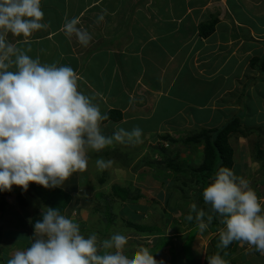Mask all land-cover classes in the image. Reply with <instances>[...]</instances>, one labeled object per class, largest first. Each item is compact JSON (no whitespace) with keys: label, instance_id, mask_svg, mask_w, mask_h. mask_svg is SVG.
I'll return each instance as SVG.
<instances>
[{"label":"crops","instance_id":"obj_1","mask_svg":"<svg viewBox=\"0 0 264 264\" xmlns=\"http://www.w3.org/2000/svg\"><path fill=\"white\" fill-rule=\"evenodd\" d=\"M43 1L52 19L69 11H75L76 19L82 15H104V21L97 20L90 25L102 37L97 51L89 48L81 51L76 47L77 40L68 39L63 32L64 43L71 46V52L65 58H62L63 53L60 55V61L66 59L71 68L78 69L75 72L77 90L97 105L102 115L109 110L120 111V121L100 123L103 135L111 137L119 129L131 132L139 127L141 138L152 140L160 133L170 132L183 136L185 131L194 133L199 129L218 128L239 115L249 131L244 135L236 132L228 136L232 150L231 170L244 179L253 178L259 171L264 176V157L258 151L264 137L261 143L256 138L260 128H264V80L254 81L261 74L249 66L250 59L261 58L264 54V0H76L75 4L73 0ZM212 21H215L212 34L200 38L199 24ZM52 31L54 37L61 29ZM51 55L54 59L57 57ZM248 81L251 86L244 89L242 103L238 105L237 92ZM252 94L254 97L257 94L259 102L251 108L263 112L256 120L246 122L241 112L248 109L245 99H252ZM115 142L104 150L115 149L113 146L118 143ZM105 151L107 155L109 152ZM90 154L87 169L73 173L62 187H58L70 195L64 214L71 216L75 212V217L95 214L89 211L90 202L93 204L97 197L93 191L97 183L92 185L89 177L93 172L91 168L96 165ZM258 180L259 186L264 188V180ZM252 188L261 202L260 214L264 215V192L259 190L258 194L254 185ZM7 192L8 195H4L0 191V204L4 202V207L0 206V221L13 218L16 223L9 224L8 228L0 225L1 264H7L15 252L27 250L36 238L28 214L31 211L28 200L32 199L28 197L19 205L12 190ZM80 194L85 195L84 198ZM82 203L84 207L80 206ZM84 208L89 213L84 212ZM18 219L26 224L24 229L20 228ZM85 230H80V234ZM4 244L14 252L1 251ZM256 255H259L255 258L257 264H264L261 263L264 253Z\"/></svg>","mask_w":264,"mask_h":264},{"label":"clouds","instance_id":"obj_2","mask_svg":"<svg viewBox=\"0 0 264 264\" xmlns=\"http://www.w3.org/2000/svg\"><path fill=\"white\" fill-rule=\"evenodd\" d=\"M106 13V10H103ZM41 0H0V191H11L16 185L26 192L30 183L46 189L62 187L73 173L88 166L86 146L100 151L113 141L141 143L142 130L119 129L113 136L102 134L100 123L108 117L99 107L77 90V74L69 66L41 64L7 41V35L30 37L46 29ZM104 15L98 17V22ZM73 18L64 24L65 34H73L83 46L92 37L78 28ZM12 57H15L13 60ZM15 64L16 71H8ZM104 170L112 161L98 159ZM203 200L223 219L219 248L233 241L247 242L264 253V215L261 202L250 182L221 167L212 183L203 189ZM34 223L31 246L17 251L7 264H164L147 248L129 257L124 249L128 238L115 233L99 242L93 233L80 234L79 225L61 215L58 209L46 207ZM200 232L212 221L193 203L186 220L194 219ZM98 245L115 249L98 255ZM226 255V253H225ZM208 264H227L219 254L207 259Z\"/></svg>","mask_w":264,"mask_h":264},{"label":"rangeland","instance_id":"obj_3","mask_svg":"<svg viewBox=\"0 0 264 264\" xmlns=\"http://www.w3.org/2000/svg\"><path fill=\"white\" fill-rule=\"evenodd\" d=\"M75 2L76 0H73L74 4ZM44 4H46V2L41 0V10L44 13V18L41 22L48 25L46 29L36 30L30 37H17L9 33L6 39L15 48L23 51L32 59L35 60L36 58H39L41 64H55L57 67H70L69 62L66 59L60 61L61 53L64 55L62 58H65L67 57L66 55H69L71 52L69 49L71 46L64 43L66 38L61 35V33L65 32L63 28L64 25L61 23H65L67 20L73 19L75 11H69L65 14L61 13V15L58 14L54 16H58L54 27L59 25L56 30L61 29V32L53 37L54 33L51 35L53 28H51L52 25H50L52 21L51 14L48 13V6L45 7L47 12L45 11L44 6H42ZM99 16L100 14H96L94 16L93 14H90L89 16L82 15L78 19L79 24L77 27L86 29L92 37L87 47L81 45L74 34L71 37L68 36V39L70 40H77L78 44L76 47L81 51H85L86 48H89L92 51H97V49L100 48L99 46L102 45V37H99L98 34L94 32L95 27L92 28L91 26L90 28V25L92 23H96ZM51 54H55L57 57L54 59V55ZM12 59L14 60L15 57H12ZM58 62L60 63V66H58ZM72 69L74 72L78 70L75 68ZM7 70L15 72L17 69L15 64H13ZM254 83L257 84L258 82ZM245 86V89H248L251 86V81L246 82L244 87ZM143 88L147 87L143 86ZM262 90L264 91V87ZM242 91L244 92V88H241L239 92H237V98L240 96L239 94H241ZM254 92H257V90H254ZM139 94H143V91H139ZM253 94L252 99H245V105L248 106V109H245V112L244 110L241 112V115L244 116V120L246 122L256 120L258 116L261 115V112H263L261 109L251 108L253 104L255 105L259 102V97H256L258 93L255 94V97ZM238 101V105H240L242 103V98L240 100L238 98ZM198 131L199 130H196L195 133ZM261 132L264 133V128H260V133H257L256 138L259 139V143H261L260 139H263L264 137ZM187 134L192 135L194 133L192 131H185V135L183 136L178 135L176 132H170L167 135L166 133H160V136L166 135V137L156 136V139L152 140L150 138L148 139L142 137L141 143H135L134 141L125 143L115 142L117 144V146L116 144L113 146L115 149H107V151L104 149L109 148L110 146H106L100 151L87 147L89 152L87 151L86 155L89 156V153H91L90 156L94 161L93 163L96 164L98 159L112 161L111 166H109L108 169H104V172L98 168L97 164L95 165V168L94 166L91 168L93 171L90 173L91 175H89L91 184L95 185L97 183V187L94 186L93 191L95 192V195H98L97 192L101 195L96 197L93 204L90 202L91 208H89V211L90 213L94 212L95 214L93 217H89L88 215L75 217V212H72L71 216L64 214L66 211L65 209L62 215L77 223L80 230L86 229L84 232L82 231L83 234L81 233V235L85 238H88L90 235L95 233L98 241L102 242L106 240L107 236V239H110L115 233L125 235L128 238V242L125 246L124 252L129 257L141 248H147L157 261L163 260L164 264H203L207 254L209 256H214L216 245L213 240L217 237L220 239V233L218 234L217 232L210 231L209 227H207L204 232H200L198 227L194 230H192L193 228H191V226L189 227V223L186 221L185 215L190 210V206L193 204L191 201L190 187L193 188L195 186H190L189 188L187 186L184 187L182 179L188 178L189 175L176 174L171 169L166 168L168 162L172 161L193 166H197L201 163L203 151L198 148V146H188L184 143V140L188 137ZM249 144L251 143H247V146H249ZM104 151L109 153L105 155ZM258 151L264 157V142L260 147H258ZM235 159L237 158H234V160ZM261 174L259 171L258 173H254L253 178L245 177V179L250 182L251 189L253 190L252 187L254 185V187L258 189L257 192L259 190L260 192H264V188L259 186L260 180L258 179L261 178L264 180V176L262 177ZM253 181H256L257 184H254L255 182ZM113 184H115V186L124 187V189L128 192V197L136 198V204L134 206H129V212H131V214H123L124 216H127V218H125V224L131 223L132 225H137L139 227L145 225L150 228H156L158 230L157 235L150 237H137V230H134V228L129 226L123 228V224L122 222L120 223V221H115L109 225L105 224L106 222L102 219V216L107 209L106 214L111 215L112 213V215H120L119 211L124 207L118 199L113 198L111 195L110 186ZM16 188H18L17 191ZM2 192L5 193L4 195H8L7 191H1V193ZM28 192L31 196L30 186L26 192L22 191L18 186L12 188V195L15 194L14 197H16V200H18L19 194H21V199H23L24 202L27 201L28 199L26 194ZM105 194L109 196V202L104 201ZM84 196L85 195L80 194L81 198H84ZM88 196L91 197L92 195L90 194ZM9 198L10 197H8V200ZM10 202L13 203V200H10ZM28 202H30V209L32 211L28 213L31 215L30 217L32 219L41 218V212L45 211V209H40V207L43 206H38L33 200H28ZM83 204L85 203H82L80 206L84 207ZM12 205L15 206V204ZM8 207L12 206L8 205ZM83 210H85L84 212L89 213L87 209L84 208ZM134 214H136L137 217L131 218V216L134 217ZM13 220V218H10V220L6 222L1 219L0 225L2 227L4 226V228H8L9 224L16 223V221ZM87 220L90 221L86 224ZM82 224H85V226ZM193 224L197 226V221H193ZM220 226L221 227L218 229L219 232L225 227L224 224H221ZM157 241L159 244L163 243V246L160 247V249H157V246H155ZM101 247L102 246L98 245V250H100ZM4 249L6 251H13L10 246L5 244L1 251ZM221 249L225 250V248ZM230 250L232 251L231 255L229 253L231 252ZM109 251L115 252L116 250L114 248H104L103 253L106 254ZM226 252L227 255L224 253L222 258L227 261V264H231L233 262L235 264H257L255 258L259 256L256 255L259 251L256 250L254 245H250L247 242L233 241L232 245H230ZM97 254L100 255L99 252ZM173 254L177 257H174ZM1 263L2 262H0V264Z\"/></svg>","mask_w":264,"mask_h":264},{"label":"trees","instance_id":"obj_4","mask_svg":"<svg viewBox=\"0 0 264 264\" xmlns=\"http://www.w3.org/2000/svg\"><path fill=\"white\" fill-rule=\"evenodd\" d=\"M42 6H44L45 11L47 12L45 8L47 6V3ZM55 18L56 17H54L50 23V25H52L51 26L52 28L56 24L54 21ZM214 26H215V21L199 24L197 28L199 37L202 39L207 38L214 31ZM56 27H54L53 30H56ZM249 66L250 68L257 70L258 73L261 74V77L255 79L254 81L264 80V54L262 55L261 58L250 59ZM243 95L244 93L242 91V93L239 96V100L243 98ZM105 114L107 115L108 118L106 120H103L102 121L103 123H105L106 121L118 122L122 119V115L120 111L118 110H109ZM248 131L249 130H246L244 128L243 122L239 115L228 119L225 123H223L218 128L199 129L198 132L196 133L194 132V134L192 135L187 134L188 137L184 140V143L187 144L188 146L195 145V146H198V148L202 149L203 157H202L201 163L197 166H193V165H186V164H182L176 161H172V162H168V164L166 165L167 169H171L176 174H183V175L188 174L189 175L188 178L182 179L183 180L182 184L184 185V187L187 186L188 188L190 186H195L193 188L190 187L191 188V201L192 203L196 204L198 209L203 210L206 213V216H205L206 222H207V216L208 215L212 216V221L210 224H208V227L210 228V231L212 232L218 231V229L221 227L220 225L223 224L222 223L223 218L218 213H215L211 210L210 204H205L203 200V189L213 182L216 173L221 167H227L229 169H231L232 167V158H231L232 150L228 143L229 134L239 132L244 135L245 132H248ZM29 186L31 188V196L28 192L26 194V197L28 198L29 196L38 206H43V207H40V209L44 210V208L46 207L55 208V209H58L59 213L62 215L65 209L68 207V204L70 202V195L67 192L63 191L62 189L58 187L46 189L43 186H40L35 183H30ZM110 190H111L112 197L118 199V201H120V203L123 204L124 207L119 211L120 215L118 214L112 215V213L111 215L106 214L108 210L107 209L106 212H104L102 216V219L106 222L105 224L109 225L111 223H114L115 221H120V223L122 222L123 224V228L129 226V227L134 228V230H137L136 231L137 237L139 236L150 237V236H155L158 234V230L156 228H150L145 225L139 227L137 225H132L131 223L125 224V220H126L125 218H127V216H124V215L131 214V212H129V206H134L136 204L135 203L136 198L128 197V192L122 186L119 187L113 184L112 186H110ZM99 194L100 193H98V195L96 196L98 197L101 196ZM18 201H19V205H22L23 199H21V194H19ZM104 201H108V202L110 201L109 196L106 194L104 195ZM104 203H107V202H104ZM0 206L2 208L4 207L3 201H1ZM189 214H190V210L186 213L185 217ZM191 214L193 215L194 219L192 221H188V220L186 221H188L189 227L191 226V228H193L192 230H194L197 227L196 225L193 224V221L196 222L195 213H191ZM135 217H137L136 214H134V217L131 216V218H135ZM39 219L40 218H36V219L33 218L32 223L34 224ZM18 220H19V223H21L20 228L24 229L26 227V224L20 219ZM0 240H1V232H0ZM213 242L216 245L214 255L219 254L221 257L223 256L224 253H226L227 255L226 250H228L230 245H232V243H230L225 248V250H222L221 248L217 247V245L220 243V239L218 237L215 240H213ZM155 246H157L156 247L157 249H160V247L163 246V243L159 244L157 241ZM152 251H153V248H152ZM98 252L100 255L101 254L104 255L103 253L104 248L101 247L100 250H98ZM229 253L231 255L232 251ZM173 256L177 257L174 254ZM209 257L211 256H209L208 254L205 256V260L203 264H208L207 259ZM0 262L2 261L0 260ZM231 264H235V263L233 262Z\"/></svg>","mask_w":264,"mask_h":264}]
</instances>
